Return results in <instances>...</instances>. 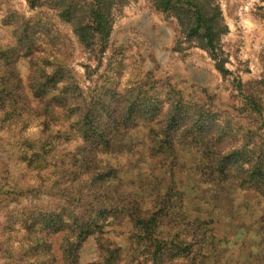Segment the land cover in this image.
<instances>
[{
	"label": "rangeland",
	"instance_id": "obj_1",
	"mask_svg": "<svg viewBox=\"0 0 264 264\" xmlns=\"http://www.w3.org/2000/svg\"><path fill=\"white\" fill-rule=\"evenodd\" d=\"M206 1L219 57L172 0L3 1L0 16L16 15L0 49L20 55L0 62V264H264V192L247 173L264 148L224 127L264 142L235 111L238 85L264 76V0ZM174 102L206 136L199 148L179 137L174 160L154 145L153 179L148 150ZM211 159L228 168L221 183Z\"/></svg>",
	"mask_w": 264,
	"mask_h": 264
},
{
	"label": "trees",
	"instance_id": "obj_2",
	"mask_svg": "<svg viewBox=\"0 0 264 264\" xmlns=\"http://www.w3.org/2000/svg\"><path fill=\"white\" fill-rule=\"evenodd\" d=\"M4 0H0V6L3 4ZM35 1L32 0V5L35 6ZM171 1V0H168ZM175 4H177L176 7L178 9H172L177 10L178 16H183L185 22L182 23L183 27L187 28V31L189 35H198L200 34L202 39L206 42V46L208 49L212 50L213 53L216 52V50H220L219 47V38L221 37V31L219 30V13L218 10H214L212 13L208 10V8L211 6H214V3L212 2H203V0H172ZM182 3L181 5H178ZM0 11L2 9L0 8ZM16 14L12 12V10H7L5 14L1 17L0 16V22L1 26L3 27H10L11 26V19L15 17ZM97 18H100L99 11H97V14H95ZM95 31H100L101 35L106 36L108 35V32L110 31L111 27L108 21H97L95 22ZM84 27V26H83ZM85 30L93 29V26H89L87 24L84 27ZM29 49V47L27 48ZM216 57H219V53H215ZM16 55H20V52H16L14 48L5 47L0 49V62H4L5 66L8 68H13L14 63L16 61ZM221 60V64L219 66V69L222 70L224 65V60ZM255 87H251L249 85H238L239 95L242 97V102L240 103V108L236 109L237 115L241 117L242 119H245V121L249 123V125H252L256 127L259 123H262L264 125V76L261 80V82H258L255 84ZM158 101V100H157ZM162 101H158L157 106H161L160 104ZM175 104H170L166 112V118L163 120L166 121L165 130L162 131L161 136L157 137V139H152V147L149 148V160L151 167L148 168V174H150L151 178H160L161 171L159 170V174L157 177H153L155 175V170H157L155 167L161 166L159 163L157 165H153V156H158L156 154L159 153V150L162 152V156L165 157L167 161L169 159L174 160L177 153L176 143H178V138H182V141H179V144H184L191 147V148H199L201 145L202 137L206 136L204 133H201L199 131H194L191 126H185L184 124L180 123L182 122V114L184 113L182 106L179 102H174ZM156 108L155 113L160 111V108ZM153 111L150 112L149 117L151 115L154 116ZM147 116V115H145ZM151 116V117H153ZM237 116V117H238ZM241 119V121H242ZM225 131L229 133V138H231L232 143H237L240 140H244V146L243 150L247 147H249L251 144L257 146L259 143L261 148H264V142L261 135H259V131L253 132L248 131L242 126H236L232 127L229 122L224 123ZM94 130L93 133H99L101 130L99 129H92ZM91 130V131H92ZM108 130L104 129V131L101 132V135H99L94 141L93 145L96 148H99V143H103V141L106 138V135L108 134ZM208 134V133H206ZM211 134V133H209ZM211 136V135H209ZM227 136V135H226ZM225 135L218 136L216 134L212 135L208 143H206V146L209 147L212 145V142H218L223 140ZM160 138V139H158ZM257 138V141L255 140ZM260 141V142H259ZM159 146L158 149H154L155 146ZM264 153V150L262 149L261 155L259 158H257V163L255 165L250 166L249 170H247V173L251 175V179L249 178L248 188H256V190H260L261 192H264V158H262V155ZM215 154V153H214ZM214 158L216 155H213ZM162 157V158H163ZM174 157V158H173ZM177 158V157H176ZM162 165H166L165 162L162 163ZM209 166L213 168V171L210 172V175L212 177V174L214 173V170L219 173V183L223 181V177H225V174L227 173V167L223 164V160L221 163H219L218 159H216L215 162L211 159L209 161ZM162 168V167H161ZM162 174V173H161ZM173 179V178H172ZM173 181V180H172ZM201 183H207L199 181ZM166 200L163 201V204L170 202L169 198H165ZM182 201V200H181ZM150 216H148L149 218ZM155 217V216H154ZM152 217L147 222L151 221L153 224L157 223V218L154 219ZM193 233H196V231L192 230Z\"/></svg>",
	"mask_w": 264,
	"mask_h": 264
}]
</instances>
